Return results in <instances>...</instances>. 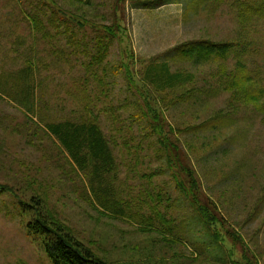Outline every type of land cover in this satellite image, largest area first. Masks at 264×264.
<instances>
[{"label": "rangeland", "instance_id": "374dc122", "mask_svg": "<svg viewBox=\"0 0 264 264\" xmlns=\"http://www.w3.org/2000/svg\"><path fill=\"white\" fill-rule=\"evenodd\" d=\"M57 1L78 16L107 24L112 23L113 12L119 4L120 24L127 30L121 47L113 46L106 61L116 64L121 58L119 52L124 48L131 49L134 53L131 67L136 71L139 86L141 71L150 61L185 43L234 41L240 30L237 15L241 6L245 2H252L255 7L262 5L256 28L253 26L246 35L249 45L233 47L247 51L243 54L248 60L251 77L247 79L250 82L240 80L233 88L219 90L215 83L219 63L194 64L188 59L169 57L171 71L181 72L182 76L171 86H152L156 97L152 103L164 112L166 136L177 144V152L195 171L204 202L216 207L222 223L225 222L224 230L230 231L228 236L226 234L228 246L231 248L236 240V257L241 258L246 250L250 256L259 259V264H264V93L261 92L264 91V0H166L151 8H142L141 4L150 0H120L119 3V0H89L92 5L72 0ZM31 4L37 5V0H0L1 81L14 79L7 75L24 66L25 53L32 48L23 18L24 10H30ZM87 33L94 35L90 25ZM22 36L27 41L19 38ZM61 44H65V39ZM250 46L252 50L248 51ZM43 50V45L38 46L36 56L42 55ZM80 51L81 48H77L69 58L74 67L72 70L70 63H53L52 66L51 59L46 61L50 67L41 69L42 75H47L42 88L45 92L43 106L44 100L52 108L65 105L63 114H69L78 106V102L68 95L74 91L68 86L72 77L84 75L81 64L89 61ZM234 63L233 59L225 63L228 71L236 68ZM228 79L232 85L234 78ZM116 81L115 87L111 84L107 91L110 100L113 98L114 104L121 106L118 107L122 121L119 125H124L128 134L125 138H129L128 146H131V151L124 148L123 137L119 138L116 148L119 184L122 189H132L133 194L153 186L157 191L168 192L172 198L168 212L177 220L189 218L184 226L190 229L189 222L196 219L192 209L187 210V203L177 187L178 180L170 176L168 169H162L164 161L155 156L153 147H149L151 138H145L146 134L141 133V124L124 120L135 110L130 103L125 107L127 98L133 99V96L127 90L123 75ZM93 86L91 84L90 89ZM17 124H26L25 115L15 102L0 96V184L15 188V193L0 188V264H52L41 239L27 233L30 213L24 211L26 214L21 215V207L16 204L19 194L31 204L34 197H39L45 211L54 214L77 240L105 261L220 264L201 248L202 240L209 241L203 232L189 231V240L166 244L156 233L140 232L127 220L99 213L89 203L80 178L59 166L58 151L52 141L24 137L25 132L16 133ZM101 124L108 132L104 117ZM140 142L143 147L137 149ZM154 171L163 173L151 180L142 177ZM2 203L7 206L3 208ZM247 245L251 249L247 250Z\"/></svg>", "mask_w": 264, "mask_h": 264}, {"label": "trees", "instance_id": "16d2710c", "mask_svg": "<svg viewBox=\"0 0 264 264\" xmlns=\"http://www.w3.org/2000/svg\"><path fill=\"white\" fill-rule=\"evenodd\" d=\"M72 1L92 5L89 0ZM165 1L150 0L141 4L142 8H151ZM37 3L31 4L30 10H24L23 18L29 29L26 36L32 46L25 53L24 66H21L18 72L7 75L14 76V79H0V83H3L0 85V96L15 102L26 118V124H17L15 127L16 133L25 132L22 135L30 136L31 140L35 139L34 137L50 139L58 151L59 166H63L65 172L69 169L80 178L89 203L99 213L114 219L127 220L140 232L156 233L166 244H181L184 240H189V231L199 234L203 232V236L209 241H200L203 244L201 248H205L209 257L213 259L214 256V260L220 264H259V259L250 256L246 250L241 258L236 257V240L232 242L231 248L228 246L229 239L226 234L228 236L230 231L224 230L225 222L222 223L215 206L204 202L195 171L187 166L176 150L177 144L165 134L164 112L152 103L156 100L152 86L159 85V88H163L179 81L182 73L172 72L167 61L173 57L188 59L194 64L219 63L216 74L218 79L215 81L219 90L233 88L240 80L250 82L248 60L246 61L243 54L247 51L245 48L239 51L233 47L249 45L246 35L248 36L253 26L256 28L262 5L255 7L252 2H245L241 6L237 15L240 30L234 41L185 43L165 54V58L158 57L150 61L141 71L139 86L136 82V71L131 67L134 65V53L131 49L124 48V51H120L121 58L116 64L106 61L113 46L121 47L127 30L120 24L122 18L118 13V3L110 24L92 22L86 16H78L65 9L57 0H37ZM47 7L51 9L50 12L46 11L49 10ZM89 25L94 35H88ZM19 38L27 41L24 36ZM63 39L64 45L61 44ZM40 45H43L44 50L43 54L37 57L35 50ZM91 45L94 47L91 48ZM252 46L248 47V51L252 50ZM77 48H81L80 53L89 61L81 64L85 70L84 75L72 77V83L68 86L74 89L68 95L78 102V106L70 110L69 114H63L65 105L52 108L47 105L46 100L45 106L42 105L45 95L42 88L44 79L47 81V75L43 76L41 69L50 67V64L46 63L49 59L52 66L53 63L58 65L65 62L70 63V69H74L69 58L76 53ZM231 59L235 60L236 68L228 71L225 63ZM121 75L126 79L127 90L133 96V99L127 98L125 107L130 103L135 109L124 120L130 124H141V133L146 134L145 138H151L149 147H153L155 156L164 161L162 169H168L170 176L178 180L177 187L187 203V210L192 209L196 219L192 223L189 222L192 225L190 229L184 226L189 218L177 220L168 212L172 202L168 192L164 193L162 189L157 191L153 186L133 194L132 189H122L119 184L116 148L120 137H123L124 148H129V138H125L128 134L124 131V125H119L122 124L118 112V107L121 106L115 105L113 98L110 100L107 88L111 84L114 88L117 77ZM230 77L234 78L232 85L228 79ZM91 84L94 85L92 89ZM261 92L264 93L262 90ZM102 117L108 122L106 125L109 134L104 124H101ZM142 147L140 142L137 149ZM158 173L162 174L154 171L145 173L142 177L151 180ZM0 188L2 191L15 193V188L9 184H0ZM17 196L19 200L16 204L21 207V215L26 214L24 211L30 213L26 222L28 235L41 239L52 264H122L105 261L77 240L61 220L44 210L39 197H34V203L31 204L24 201L20 194ZM236 235L240 237L238 233ZM246 249L251 248L248 246ZM217 251L219 253L216 254Z\"/></svg>", "mask_w": 264, "mask_h": 264}]
</instances>
